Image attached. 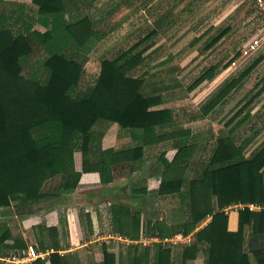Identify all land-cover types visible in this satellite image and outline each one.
Instances as JSON below:
<instances>
[{"label": "trees", "instance_id": "obj_1", "mask_svg": "<svg viewBox=\"0 0 264 264\" xmlns=\"http://www.w3.org/2000/svg\"><path fill=\"white\" fill-rule=\"evenodd\" d=\"M79 1L0 0L3 4L0 7V209L14 206L21 215L51 210L59 205L56 200L66 198L80 187L84 174L99 173L101 183L109 185L120 176L144 168L149 158L146 147L172 141L171 147L176 150L173 159H168L167 150L159 154L164 171L158 195L175 196L185 188L188 217L179 224L150 222L145 232L162 237L176 233L191 235V244L180 248L182 264L197 258L200 252L205 253L207 264H253L252 255L256 264H264V210L225 212L228 206L238 202L264 203V142L247 156L246 151L259 131L243 139L234 137L239 127L252 117L255 108L249 107L252 101L227 122V126L232 125L249 110L227 135L218 139L209 162L198 176L190 178L188 171L197 148L189 140L191 131L174 127L173 109L159 108L165 103L164 96L156 90L146 94L145 79L132 75L146 63V53L155 44L151 42L158 35L157 30L119 57L102 60L94 84L82 92L85 67L64 55L63 50L74 45L87 52L90 45L105 38V33L96 27L90 15H82L74 22L67 19L69 4ZM28 5L32 14L25 11ZM230 30L231 27L222 30L206 48H212ZM37 47L47 55L34 75L27 77L22 60ZM241 56V52L237 53L223 69ZM263 61L264 53L238 77L225 82L203 105V115H210L228 102ZM218 66L203 71L188 90L215 79ZM102 121L139 131L141 143L104 149L100 142L102 133L99 137L95 133ZM170 127L175 129L163 131ZM39 130L43 132L41 135ZM49 181L51 186L47 189ZM133 192L138 198L148 191L138 188ZM80 214L87 232L97 234L92 211L82 209ZM233 214L238 215L235 231L230 229ZM110 215L113 233L140 239L143 220L139 211L118 203L111 206ZM207 216L212 221L197 231L198 224ZM60 221L66 225L64 215ZM248 228L252 230L253 240L248 243L249 249ZM7 237L11 238L10 233L0 237V244ZM35 237L39 249L57 250L50 255V264H70L72 258L76 259L75 253H59L62 248L59 227L41 223L35 227ZM14 245L19 249L28 247L22 237H15ZM175 252L138 244L128 248L126 264H175ZM123 254L122 248L117 250L116 243L107 240L91 260L93 264H125ZM29 264L46 263L40 258Z\"/></svg>", "mask_w": 264, "mask_h": 264}, {"label": "rangeland", "instance_id": "obj_2", "mask_svg": "<svg viewBox=\"0 0 264 264\" xmlns=\"http://www.w3.org/2000/svg\"><path fill=\"white\" fill-rule=\"evenodd\" d=\"M0 7H3L2 3ZM25 11L32 14L29 5ZM82 15H90L96 27L105 33V38L90 45L87 52L74 45L63 50L64 55L79 61L85 67L80 85L82 92L94 84L102 60L119 57L150 32L157 30L158 35L151 42L155 44L146 53L148 57L146 63L136 69L132 75L145 79L146 94L156 90L164 96L165 103L159 108L173 109L174 127L191 131L189 140L191 139V143L197 148L188 171L190 178L198 176L199 171L201 172L209 162L218 139L227 135L242 119L241 117L248 113L249 110H246L232 125L227 126V122L247 102L252 101L249 107H255L252 117L239 127L234 137L243 139L259 131L254 138V144L246 151L247 156H250L253 148L264 140V61L244 79L241 87L232 93L228 102L219 105L208 116H204L202 112L203 105L225 82L238 77L249 68L258 55L264 53V44L254 55L244 52L246 44L263 24L262 17L250 0H80L78 3L69 4L66 14L69 21L74 22L83 17ZM21 19L22 17L19 18L18 24ZM36 27L41 26L36 25ZM227 27H231V30L216 45L207 49L206 46L213 37ZM239 52L242 56L229 68L223 69V66ZM46 55L41 47H37L32 55L23 59L24 74L27 77L34 75V71ZM215 64L220 65L215 79L205 81L193 91H189L188 88L195 79ZM256 93L259 94L255 95ZM102 122L103 124H99L95 129L97 137L102 133L101 146L122 149L139 144L132 137L134 130L122 128L117 123ZM174 127L163 131H172ZM38 133L41 135L43 132L39 130ZM105 137L108 142L103 140ZM171 144L172 141H168L162 143L165 146L149 151L154 155L151 164L155 169L164 167L158 160L162 151L167 150L172 157L174 150L169 151ZM50 182L47 183V189L51 186ZM105 198L112 200L110 196ZM75 200L77 199L72 194L69 201L76 202ZM179 202V199L173 200L171 206L175 208L179 206ZM82 206L83 209H87L86 211L91 209L88 202ZM82 206L74 208L78 224L77 240L79 236L88 233L80 217ZM65 207L55 209L56 212L51 213L53 216L49 215V218L43 216L48 212L47 210L27 215L26 218L30 217L29 223H37V225L44 222L49 226L54 222L61 226L62 233L66 229L71 238L69 221L67 220L65 225L64 221L58 220L61 216L59 213L64 211ZM98 229L105 231L104 235H100V241H106L108 230L111 229L104 223ZM108 239L113 241L111 238ZM119 248L117 246V250H120ZM123 248V252L126 253L128 246L123 245ZM87 255L89 254H83L85 262ZM252 258L253 264H256L254 255Z\"/></svg>", "mask_w": 264, "mask_h": 264}, {"label": "crops", "instance_id": "obj_3", "mask_svg": "<svg viewBox=\"0 0 264 264\" xmlns=\"http://www.w3.org/2000/svg\"><path fill=\"white\" fill-rule=\"evenodd\" d=\"M253 113V112H252ZM107 136V135H106ZM260 136V134H259ZM134 141H138L137 143H141V136L139 131H134L132 134ZM258 137V136H257ZM257 139V138H256ZM105 142H108V139L105 137L103 139ZM104 142V143H105ZM255 142V140H254ZM251 144L250 147L254 144ZM264 142L261 141V144ZM103 143V144H104ZM137 144V145H139ZM260 144V143H259ZM255 146L253 151L257 149L260 145ZM136 146V144H134ZM162 144L154 145L150 147H146L148 160L145 163V166L142 170L133 173L132 175H123L118 177L113 183L109 185H103L100 180L99 173H87L84 174L81 180L80 187L73 193V197L76 198V202H70L69 199L71 198L72 194L67 196L66 198H60L56 200L59 204L58 206L53 207L51 210H47L46 214H43L44 217L48 218L49 215L53 216L51 213H55L58 207H62L66 205L65 210L61 211L59 214L64 215L66 221H69L70 224V233L71 238H69V232L64 231L62 233L61 226L54 223L49 226H57L60 230V237H61V251L63 254L65 253H75L76 256L71 259L70 264H83L84 257L83 254H89L86 257L87 262L85 264H93L91 260V256L100 252L102 245L104 242L100 241V235H104L105 231H100L98 229L102 223L109 229H111V215L110 210L113 204L124 203L128 204L133 211H139L142 216L143 220V230L140 239L142 238L145 230L148 228L149 223L151 222L153 225L158 221H166L169 224H179L183 223L186 218L188 217L186 202L188 201V193L187 190L184 188L181 194H176L175 196H159L158 195V187L160 184V180L164 171V167L161 169H155L154 166L151 164L154 160V155L151 154V150L155 148H160ZM110 147V146H108ZM249 147V148H250ZM104 149L107 147L103 146ZM112 148V147H110ZM247 149V151L249 150ZM174 150L172 157L169 156L167 153L168 159L172 160L176 150L172 147L170 148V152ZM150 151V152H149ZM247 155V154H246ZM159 160V159H158ZM162 165V163L160 162ZM138 188H146L148 191L146 194L135 198L134 197V190ZM110 196L112 200L106 199L105 197ZM179 199V206L173 208L171 206V201ZM90 203L91 209L88 211H92L95 216L96 220V227H97V234L91 235L89 233L84 234L83 236H79V240H77V219L74 212V208L82 206L85 203ZM84 206H82L83 209ZM81 209V210H82ZM87 210V209H86ZM76 211V210H75ZM68 213V215H66ZM70 214V215H69ZM27 215H34L32 214H25L21 215L16 211V208L9 207V208H2L0 209V237L4 234L10 233L11 238L7 237L4 243L0 244V257L9 253L14 250H19L14 245V238L15 237H22L27 245L31 243L37 244V240L35 237V227L37 223H29L28 219L26 218ZM41 215V217H43ZM68 217V219H67ZM60 220V217H58ZM212 221L211 216H207L204 218L197 226V231L203 229L206 225H208ZM44 223V222H43ZM41 224V223H40ZM238 228V215L233 214L232 218L230 219V229L235 231ZM100 232H99V231ZM109 231V230H108ZM251 228L247 229V242L246 246L249 249L248 243H253L251 239ZM134 240V241H139ZM141 243L133 244L128 246L133 247ZM117 246V245H116ZM122 248V246L120 247ZM119 248V249H120ZM84 249V250H83ZM124 250V248L122 249ZM180 248L176 250L174 255L178 258H175V264H182V258L179 260ZM122 261L127 263V254L124 252L122 255ZM46 264H50V260H45ZM0 264H7L0 261ZM186 264H207V257L204 252H200L197 258L188 260Z\"/></svg>", "mask_w": 264, "mask_h": 264}, {"label": "built area", "instance_id": "obj_4", "mask_svg": "<svg viewBox=\"0 0 264 264\" xmlns=\"http://www.w3.org/2000/svg\"><path fill=\"white\" fill-rule=\"evenodd\" d=\"M250 1L257 9L263 20L261 29L256 32V35H254V37L250 39L249 43H247L245 46V54L254 55L264 44V0ZM246 209H249L251 211H262L264 210V203L261 204L256 202H238L228 206L225 209V212L227 214H230L231 212H240ZM108 233L110 236L108 235V237H106L107 240H109L108 238H111L113 242H115L119 247H121L120 245L130 246L133 244L141 243L146 247H150L152 249H170L172 251H176L178 248L186 247L192 242V236L186 235L184 233H176L170 237H162L159 234H150L145 232L139 241H134L128 237L115 234L112 231H108ZM55 252H57V250L54 248L42 250L37 247V244L31 243L25 249L14 250L6 253L5 255L0 257V261L7 264H29L40 258L49 260L50 255ZM59 253L63 254V251L59 250Z\"/></svg>", "mask_w": 264, "mask_h": 264}]
</instances>
